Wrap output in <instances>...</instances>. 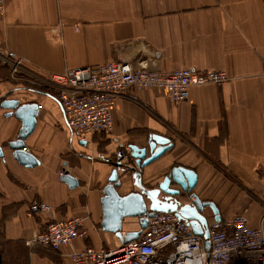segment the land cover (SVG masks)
<instances>
[{"label": "crops", "instance_id": "1", "mask_svg": "<svg viewBox=\"0 0 264 264\" xmlns=\"http://www.w3.org/2000/svg\"><path fill=\"white\" fill-rule=\"evenodd\" d=\"M7 51L39 76L122 60L150 71L222 70L231 79L191 86L182 102L163 89L131 86L116 100L111 132L82 145L54 93L12 79L0 62V100L38 105L35 126L21 139L37 162L30 165L9 146L21 122L0 108V264H72L71 249L114 248L125 233L139 230L136 218L123 219L120 238L101 228V191L112 165L97 157L113 162L120 145L147 148L152 134L168 138L171 147L140 169L145 188L183 166L196 174L190 193L213 202L220 219L244 213L258 225L264 212V0H5L0 54ZM59 171L76 186L58 178ZM121 181L120 194L135 188L129 172ZM33 201L48 203L57 219L84 217L87 236L59 250L28 245L46 222L27 215Z\"/></svg>", "mask_w": 264, "mask_h": 264}, {"label": "built area", "instance_id": "2", "mask_svg": "<svg viewBox=\"0 0 264 264\" xmlns=\"http://www.w3.org/2000/svg\"><path fill=\"white\" fill-rule=\"evenodd\" d=\"M4 8L5 0H0V17ZM0 62L8 67L12 79L54 93L66 126L84 144L95 134L111 132L116 100L131 86L163 89L173 102H182L187 100L191 86L221 85L231 79L222 70L187 66L150 71L122 60L39 76L28 68L27 60L13 51L0 54ZM22 143L21 150L28 152ZM97 159L110 161L104 155H98ZM62 175L63 171H59L58 178ZM191 194L187 196L188 202L194 200ZM53 213L52 206L44 201L28 204V216L46 219L44 227L26 241L28 245L59 250L87 236L84 217L57 219ZM142 218L146 223L136 238L114 248L71 249L68 256L72 264H264V212L257 226H251L244 213L223 220L212 218L209 222L207 218L208 249L203 238L192 232L189 220L174 212H147Z\"/></svg>", "mask_w": 264, "mask_h": 264}, {"label": "water", "instance_id": "3", "mask_svg": "<svg viewBox=\"0 0 264 264\" xmlns=\"http://www.w3.org/2000/svg\"><path fill=\"white\" fill-rule=\"evenodd\" d=\"M0 108L8 110L5 116H14L21 122L17 139L9 142V146L14 149V156L22 164L37 163L34 157L18 148L24 146L21 139L30 134L35 126L37 103L34 101L20 102L17 98H5L0 100ZM148 141L147 148H138L129 144L130 151L120 145L116 160L108 161L112 169L108 176V183L101 191V228L115 233L120 238L123 219L136 218L139 221L140 230L129 231L121 237L122 242H128L136 238L145 226L146 220L142 218V215L153 211L174 212L179 218L189 220L192 232L203 238L204 247L208 249L210 243L207 218L220 219L217 207L213 202L203 201L193 193L191 195L194 196V200L182 202L181 196L189 194L196 182L195 172L183 166L171 168L157 187L145 188L141 182L140 169L156 160L171 147L170 140L161 135L152 134ZM80 144L84 143L80 142ZM126 172L130 173L132 185L135 188L125 194H120L117 188L121 185V177ZM61 179L70 187L77 184V181L67 172L63 173ZM171 184L176 185L177 188L170 187Z\"/></svg>", "mask_w": 264, "mask_h": 264}, {"label": "rangeland", "instance_id": "4", "mask_svg": "<svg viewBox=\"0 0 264 264\" xmlns=\"http://www.w3.org/2000/svg\"><path fill=\"white\" fill-rule=\"evenodd\" d=\"M263 1V0H262Z\"/></svg>", "mask_w": 264, "mask_h": 264}]
</instances>
